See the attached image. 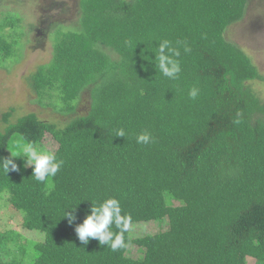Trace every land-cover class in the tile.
<instances>
[{
    "label": "trees",
    "instance_id": "1",
    "mask_svg": "<svg viewBox=\"0 0 264 264\" xmlns=\"http://www.w3.org/2000/svg\"><path fill=\"white\" fill-rule=\"evenodd\" d=\"M246 3L79 0L31 78L38 103L70 113L87 90L88 111L0 129V196L44 234L30 264H264V101L250 85L262 75L225 34ZM15 20L0 22L6 61ZM22 142L43 149L31 164L13 159ZM165 215V230L130 234Z\"/></svg>",
    "mask_w": 264,
    "mask_h": 264
},
{
    "label": "rangeland",
    "instance_id": "2",
    "mask_svg": "<svg viewBox=\"0 0 264 264\" xmlns=\"http://www.w3.org/2000/svg\"><path fill=\"white\" fill-rule=\"evenodd\" d=\"M79 14V0H0V22L6 16L17 18L14 30L21 31L15 35L17 39L15 38L16 43L13 44L14 56L7 61L0 58L1 130L29 112H34L40 119L52 121L56 125H64L70 118L88 111L90 99L87 90L82 92L75 109L70 113L54 109L55 99L51 100V106L38 103L35 100L31 78L38 66L50 62L54 41L60 28L66 30L76 27ZM10 31V25L3 28L4 33ZM225 34L244 50L262 75L261 79L251 81L250 85L264 101V0H247L244 16L232 23ZM7 111L10 115L5 122L3 114ZM19 142L16 138L12 146ZM23 144L25 156L19 152L21 158L13 159L19 164L28 165L41 155L43 149L37 144ZM10 155L14 153L11 151ZM4 193L6 194L0 196V233L14 231V239L6 243L0 242V249L3 251L1 257L5 260L21 259L23 263L30 264L36 254L32 245L42 241L44 234L22 227V212L12 207L8 193ZM168 223V217L165 215L152 220L133 221L128 227L132 236H142L165 230ZM246 263L258 264L252 257H247Z\"/></svg>",
    "mask_w": 264,
    "mask_h": 264
}]
</instances>
